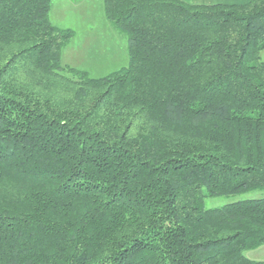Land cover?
Returning a JSON list of instances; mask_svg holds the SVG:
<instances>
[{
  "label": "trees",
  "instance_id": "obj_1",
  "mask_svg": "<svg viewBox=\"0 0 264 264\" xmlns=\"http://www.w3.org/2000/svg\"><path fill=\"white\" fill-rule=\"evenodd\" d=\"M127 63L64 64L51 0H0V264H264V0H102Z\"/></svg>",
  "mask_w": 264,
  "mask_h": 264
},
{
  "label": "rangeland",
  "instance_id": "obj_2",
  "mask_svg": "<svg viewBox=\"0 0 264 264\" xmlns=\"http://www.w3.org/2000/svg\"><path fill=\"white\" fill-rule=\"evenodd\" d=\"M49 17L54 25L69 28L74 33L62 48L64 64L85 70L92 77L106 75L126 65V36L106 19L102 0H51ZM260 57L264 61V49ZM256 197H264V189L235 196L207 197L204 206L219 207L237 199ZM244 254L249 259L264 260V244Z\"/></svg>",
  "mask_w": 264,
  "mask_h": 264
},
{
  "label": "crops",
  "instance_id": "obj_3",
  "mask_svg": "<svg viewBox=\"0 0 264 264\" xmlns=\"http://www.w3.org/2000/svg\"><path fill=\"white\" fill-rule=\"evenodd\" d=\"M189 4H216V3H223V4H238L244 3L248 0H182Z\"/></svg>",
  "mask_w": 264,
  "mask_h": 264
}]
</instances>
